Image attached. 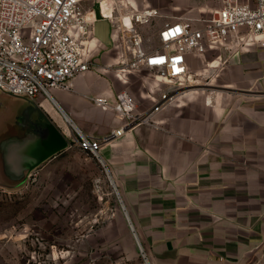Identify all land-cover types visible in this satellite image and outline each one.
Masks as SVG:
<instances>
[{
	"label": "crops",
	"instance_id": "crops-1",
	"mask_svg": "<svg viewBox=\"0 0 264 264\" xmlns=\"http://www.w3.org/2000/svg\"><path fill=\"white\" fill-rule=\"evenodd\" d=\"M111 1L120 20L129 15L124 11L159 9L157 35L166 22L209 18L221 6V0ZM94 10L97 21L113 24ZM119 40L113 25L109 43L96 37L94 24L86 48L95 66L73 77L69 89L50 88V96L31 101L0 91V178L24 173L11 163L37 137L26 124L29 115L52 122L69 141L39 170L76 145L65 116L96 138L119 126L92 95L115 101L126 91L139 111L160 99L165 81L118 68L121 55L112 51L121 50ZM189 67L194 84L156 115L159 127L131 129L104 143L101 153L154 264H241L264 248V49L240 47L229 57L216 45L190 54Z\"/></svg>",
	"mask_w": 264,
	"mask_h": 264
},
{
	"label": "built area",
	"instance_id": "built-area-1",
	"mask_svg": "<svg viewBox=\"0 0 264 264\" xmlns=\"http://www.w3.org/2000/svg\"><path fill=\"white\" fill-rule=\"evenodd\" d=\"M85 1L0 0L1 90L30 100L40 93L50 96V88L69 89L73 77L95 66L88 56L86 42L94 32L97 15L94 9L86 8ZM111 6V12L104 13L100 2V15L113 23L124 40V45L118 42L117 46L131 54H121L118 68L132 71L146 67L165 81L167 88L146 111H139L137 101L126 91L118 93L115 101L90 97L94 105L111 111L119 126L102 138L74 127L75 143L101 161L110 177L101 153L103 144L140 125L159 127L156 115L177 99L179 90L194 84L190 82V54H204L216 45H221L229 57L240 47L249 49L256 44L264 49V0H221L212 17L166 22L158 32L161 44L155 48L144 45L135 24L152 22L161 15L159 9L148 7L128 12L133 21L130 27L114 14L113 1ZM128 31L134 34L128 36Z\"/></svg>",
	"mask_w": 264,
	"mask_h": 264
},
{
	"label": "rangeland",
	"instance_id": "rangeland-1",
	"mask_svg": "<svg viewBox=\"0 0 264 264\" xmlns=\"http://www.w3.org/2000/svg\"><path fill=\"white\" fill-rule=\"evenodd\" d=\"M100 2L86 0L85 6L100 15ZM158 19L135 24L147 48L161 44ZM111 30L106 19L95 23V36L107 43ZM112 54L131 55L119 49ZM138 70L156 77L146 67L132 71ZM69 124L76 142V127ZM112 180L101 161L74 145L19 186L0 184V264H154ZM240 263L264 264V248L255 259Z\"/></svg>",
	"mask_w": 264,
	"mask_h": 264
},
{
	"label": "water",
	"instance_id": "water-1",
	"mask_svg": "<svg viewBox=\"0 0 264 264\" xmlns=\"http://www.w3.org/2000/svg\"><path fill=\"white\" fill-rule=\"evenodd\" d=\"M0 91L5 92L1 89ZM18 97H23L31 101L24 96ZM29 116L28 122L25 120L26 124L31 125L32 132H34L37 137L32 141V148L29 146L30 142L25 143V145H23V143L22 147L17 150V155L15 158L13 157V162L11 163L14 170L24 173H22L23 175L20 178H14L13 174L3 173L4 176L0 178V184L3 186H19L29 177L30 173H33L43 162L63 151L69 145L68 139L52 122L43 121L40 116ZM19 122H22V120ZM123 208L125 209L124 206ZM131 226L132 229H134L132 224ZM141 250L143 249L141 248Z\"/></svg>",
	"mask_w": 264,
	"mask_h": 264
},
{
	"label": "bare ground",
	"instance_id": "bare-ground-1",
	"mask_svg": "<svg viewBox=\"0 0 264 264\" xmlns=\"http://www.w3.org/2000/svg\"><path fill=\"white\" fill-rule=\"evenodd\" d=\"M102 11L104 13H110L111 12V9H112V6H111V3L112 1L111 0H102ZM123 21L129 25L130 27L132 26L133 24V21H132V18H131V15H126V16H123L122 17ZM69 116V115H68ZM68 116H65L66 117V120L71 123L74 127H76L77 129H79L75 124H73L71 121H70V118Z\"/></svg>",
	"mask_w": 264,
	"mask_h": 264
}]
</instances>
